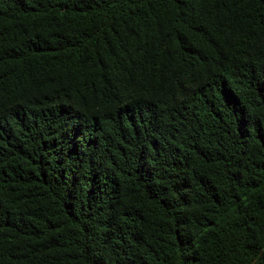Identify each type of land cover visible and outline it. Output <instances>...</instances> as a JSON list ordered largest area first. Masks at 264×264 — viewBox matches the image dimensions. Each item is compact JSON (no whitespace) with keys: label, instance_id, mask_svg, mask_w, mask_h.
Wrapping results in <instances>:
<instances>
[{"label":"trees","instance_id":"1","mask_svg":"<svg viewBox=\"0 0 264 264\" xmlns=\"http://www.w3.org/2000/svg\"><path fill=\"white\" fill-rule=\"evenodd\" d=\"M0 264H264V0H0Z\"/></svg>","mask_w":264,"mask_h":264}]
</instances>
